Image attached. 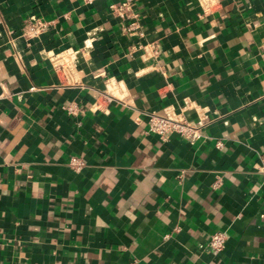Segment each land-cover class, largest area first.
Here are the masks:
<instances>
[{
    "label": "crops",
    "instance_id": "1",
    "mask_svg": "<svg viewBox=\"0 0 264 264\" xmlns=\"http://www.w3.org/2000/svg\"><path fill=\"white\" fill-rule=\"evenodd\" d=\"M117 1L0 0V264H264V0Z\"/></svg>",
    "mask_w": 264,
    "mask_h": 264
},
{
    "label": "built area",
    "instance_id": "2",
    "mask_svg": "<svg viewBox=\"0 0 264 264\" xmlns=\"http://www.w3.org/2000/svg\"><path fill=\"white\" fill-rule=\"evenodd\" d=\"M91 1V0H84ZM132 0H118L116 4H111L116 9L119 15L127 14L130 19L125 24L127 30H134L139 27V23L136 19V12L131 9ZM42 21L36 20L32 24L31 31H34ZM140 32V31H139ZM152 52L156 49L150 44ZM63 59H55V64L59 69H68L69 61ZM68 110H71V106H67ZM146 129L148 131L156 133L159 137L164 138L171 131L177 132L180 136L184 137L188 141H193L200 133V123L185 117L182 113L174 112L170 109H163V111H148L146 117ZM219 141H217L218 143ZM68 165L73 169H79L84 159L80 155L70 154L67 159ZM225 234L223 230L216 229L211 231L208 237V245L214 249H220L224 245Z\"/></svg>",
    "mask_w": 264,
    "mask_h": 264
}]
</instances>
